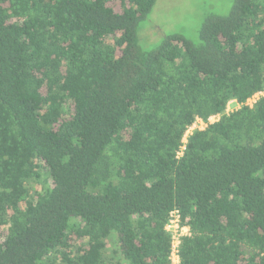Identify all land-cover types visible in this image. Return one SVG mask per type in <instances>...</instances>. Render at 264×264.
<instances>
[{
  "label": "trees",
  "instance_id": "16d2710c",
  "mask_svg": "<svg viewBox=\"0 0 264 264\" xmlns=\"http://www.w3.org/2000/svg\"><path fill=\"white\" fill-rule=\"evenodd\" d=\"M155 1L0 0V264H171L172 214L264 264V0L144 50Z\"/></svg>",
  "mask_w": 264,
  "mask_h": 264
},
{
  "label": "rangeland",
  "instance_id": "374dc122",
  "mask_svg": "<svg viewBox=\"0 0 264 264\" xmlns=\"http://www.w3.org/2000/svg\"><path fill=\"white\" fill-rule=\"evenodd\" d=\"M231 3L232 0H156L148 16L138 26V43L144 50H152L172 33L197 42L204 18L209 14L226 15ZM236 107L238 104L230 102L228 110ZM216 119L217 116L210 117L209 121ZM173 264H177L175 259Z\"/></svg>",
  "mask_w": 264,
  "mask_h": 264
},
{
  "label": "built area",
  "instance_id": "2783aa9c",
  "mask_svg": "<svg viewBox=\"0 0 264 264\" xmlns=\"http://www.w3.org/2000/svg\"><path fill=\"white\" fill-rule=\"evenodd\" d=\"M255 98H256V95L251 99H253V101H254ZM248 103L251 104V102H249V100H248ZM201 125H203V126H201ZM205 125L206 124L202 120H200V119L196 120V122L192 126H190L189 129L186 131L183 141L185 142V136L193 128H195V127L203 128ZM182 149H184V146H182ZM166 229L171 233V237H172V246H171L172 251H171L170 259H171V264H173L174 259L176 260V262H178L177 247L179 244V237L183 234H186L188 232V228L187 227H180L178 216L176 214H172L169 223L166 225Z\"/></svg>",
  "mask_w": 264,
  "mask_h": 264
}]
</instances>
